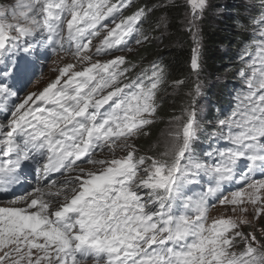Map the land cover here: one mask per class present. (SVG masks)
Segmentation results:
<instances>
[{
    "label": "snow or ice",
    "instance_id": "obj_1",
    "mask_svg": "<svg viewBox=\"0 0 264 264\" xmlns=\"http://www.w3.org/2000/svg\"><path fill=\"white\" fill-rule=\"evenodd\" d=\"M189 5V31L198 33L209 3ZM168 6L0 4V193L22 185L29 163L44 182L0 204V264H264V0L243 5L258 13L249 17L253 38L239 70L245 90L230 115L210 122L209 138L225 147L205 160L195 154L201 123L193 104L170 122L162 152L141 154L138 143L159 118L166 71L118 53L159 40L152 33L167 18L144 25ZM20 52L28 55L18 60ZM38 52L59 59L53 75L29 91L43 75ZM193 53L199 75L198 47ZM192 95H200L199 84ZM203 176L210 186L187 195ZM217 204L223 211L210 217Z\"/></svg>",
    "mask_w": 264,
    "mask_h": 264
},
{
    "label": "trees",
    "instance_id": "obj_2",
    "mask_svg": "<svg viewBox=\"0 0 264 264\" xmlns=\"http://www.w3.org/2000/svg\"><path fill=\"white\" fill-rule=\"evenodd\" d=\"M235 0H209V7L202 18L197 21L199 34L196 39L199 41L198 48L201 70L197 75L192 69L191 61L193 49L199 47L194 40V27L189 31L188 21L191 19L190 5L185 7V0H167L168 7L155 12L151 21L145 24V29L155 27L158 17L167 18V26L159 31L153 32L154 40L151 44L141 45L133 55L127 57L142 67H147L150 62L160 63L166 71V83L161 87L159 93L158 120L151 126L150 134L141 138L138 143L141 147V154L153 155L159 141V135L170 126L175 117H181L186 113L190 104L196 109L197 119L201 123V129L206 128L195 142L194 148H198L212 131L210 122L216 120L214 110L219 113L222 104L229 100V92L239 82V70L244 67L245 47L252 42L254 27L249 17L257 15V10L246 12ZM136 3H144L145 0H135ZM148 3L156 4L159 8L161 0H147ZM256 1L253 5L259 6ZM226 10L221 16L218 13ZM220 11V12H219ZM228 11V12H227ZM245 13V14H244ZM219 18L217 24L213 22L214 16ZM230 23H234L231 26ZM238 25H243L240 27ZM240 35L242 38H240ZM228 46L229 52L223 47ZM226 74L223 82H213L217 77ZM210 79V83L206 79ZM176 81H183L182 84H175ZM200 86V95L192 93L196 85ZM203 98H209L211 107L206 117L200 118ZM162 152V151H161Z\"/></svg>",
    "mask_w": 264,
    "mask_h": 264
},
{
    "label": "rangeland",
    "instance_id": "obj_3",
    "mask_svg": "<svg viewBox=\"0 0 264 264\" xmlns=\"http://www.w3.org/2000/svg\"><path fill=\"white\" fill-rule=\"evenodd\" d=\"M256 1H258L260 3V0H235L234 2H238L240 6H243L245 5L246 3H250V4H254ZM13 0H0V4H9V3H12ZM208 3H209V0H208ZM226 10L224 11H221V13H218L219 16H221V14H223ZM220 12V11H219ZM228 12V11H227ZM248 12V11H246ZM251 12V11H249ZM245 14V13H244ZM204 15V14H203ZM217 15L214 16L213 18V22L215 24L218 23L219 21V16L217 18H215ZM198 21V20H197ZM197 21H196V24H197ZM231 26H234V23H230ZM248 27H254V25L251 23ZM195 31H196V34L198 35L199 34V31L197 33V29L194 27ZM240 38L241 35H240ZM95 43V41H94ZM200 45V44H199ZM141 46V45H140ZM140 46H136L133 48V51L132 52H126L124 54H121V55H124L126 57H129L131 55H133L139 48H141ZM198 48H201V46H199ZM223 49L225 50V52H229L230 51V48L228 46H225L223 47ZM59 57L58 56H54V58L47 64L46 68H45V71H44V75L41 79H39L35 84H33V86L29 89L30 91H36L39 87L42 86V83L43 81H47L49 79L50 76L53 75L51 69L55 67V65L53 64V61L54 60H58ZM62 66V65H61ZM226 74H223V76H220V77H217L216 79H214L213 82H223L226 78ZM209 78L206 79V81L208 80ZM210 83V79L207 81ZM202 102V108L201 111H200V118L203 119L206 112L210 109V100L209 98H203V100L201 101ZM170 126H168L160 135H159V141L158 143L155 145V148L154 150H151L150 152L152 154H156V153H159L161 151L164 150V141L166 139V133L168 132ZM206 128H202L201 129V132L200 134L205 131ZM10 200H0V203H5V202H9ZM224 209V206H221V205H218L217 208L211 213L210 217H216L218 215H220V213L223 211ZM247 231V229H245Z\"/></svg>",
    "mask_w": 264,
    "mask_h": 264
},
{
    "label": "bare ground",
    "instance_id": "obj_4",
    "mask_svg": "<svg viewBox=\"0 0 264 264\" xmlns=\"http://www.w3.org/2000/svg\"><path fill=\"white\" fill-rule=\"evenodd\" d=\"M29 91H30V90H29ZM202 105H203V104H202ZM201 108H202V107H201ZM36 187H41V186H35L31 192H33V191L35 190ZM5 201H6V200H5ZM7 203H8V202L0 203V204H7Z\"/></svg>",
    "mask_w": 264,
    "mask_h": 264
}]
</instances>
